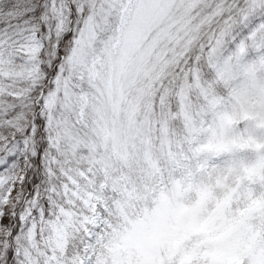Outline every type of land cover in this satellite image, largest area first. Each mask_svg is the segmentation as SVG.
Instances as JSON below:
<instances>
[{
  "label": "snow or ice",
  "instance_id": "6c2138e0",
  "mask_svg": "<svg viewBox=\"0 0 264 264\" xmlns=\"http://www.w3.org/2000/svg\"><path fill=\"white\" fill-rule=\"evenodd\" d=\"M0 264H264V0H0Z\"/></svg>",
  "mask_w": 264,
  "mask_h": 264
}]
</instances>
